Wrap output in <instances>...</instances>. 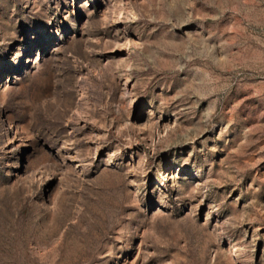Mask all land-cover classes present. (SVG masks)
I'll list each match as a JSON object with an SVG mask.
<instances>
[{
	"label": "rangeland",
	"instance_id": "1",
	"mask_svg": "<svg viewBox=\"0 0 264 264\" xmlns=\"http://www.w3.org/2000/svg\"><path fill=\"white\" fill-rule=\"evenodd\" d=\"M0 264H264V0H0Z\"/></svg>",
	"mask_w": 264,
	"mask_h": 264
}]
</instances>
